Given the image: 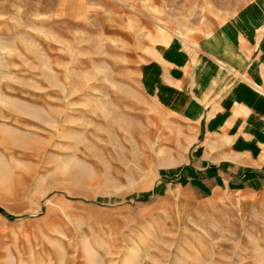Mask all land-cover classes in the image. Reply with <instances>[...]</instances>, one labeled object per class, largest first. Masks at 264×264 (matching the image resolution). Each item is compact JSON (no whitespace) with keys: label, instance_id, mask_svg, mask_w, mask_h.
Returning <instances> with one entry per match:
<instances>
[{"label":"rangeland","instance_id":"374dc122","mask_svg":"<svg viewBox=\"0 0 264 264\" xmlns=\"http://www.w3.org/2000/svg\"><path fill=\"white\" fill-rule=\"evenodd\" d=\"M88 253L264 264V0H0V264Z\"/></svg>","mask_w":264,"mask_h":264},{"label":"bare ground","instance_id":"6f19581e","mask_svg":"<svg viewBox=\"0 0 264 264\" xmlns=\"http://www.w3.org/2000/svg\"><path fill=\"white\" fill-rule=\"evenodd\" d=\"M44 117V116H43ZM44 119H45V117H44ZM56 129V128H55ZM86 260H87V262H88V264H91V261L93 260V255H92V253H88L87 255H86Z\"/></svg>","mask_w":264,"mask_h":264}]
</instances>
